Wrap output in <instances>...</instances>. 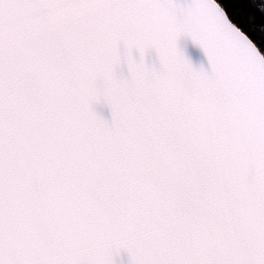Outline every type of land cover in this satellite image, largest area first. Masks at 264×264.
Instances as JSON below:
<instances>
[{
    "label": "water",
    "instance_id": "95a60500",
    "mask_svg": "<svg viewBox=\"0 0 264 264\" xmlns=\"http://www.w3.org/2000/svg\"><path fill=\"white\" fill-rule=\"evenodd\" d=\"M102 242L264 264V56L215 0H0V264Z\"/></svg>",
    "mask_w": 264,
    "mask_h": 264
},
{
    "label": "trees",
    "instance_id": "16d2710c",
    "mask_svg": "<svg viewBox=\"0 0 264 264\" xmlns=\"http://www.w3.org/2000/svg\"><path fill=\"white\" fill-rule=\"evenodd\" d=\"M264 56V0H215ZM245 29L247 31H245ZM251 33V35H248Z\"/></svg>",
    "mask_w": 264,
    "mask_h": 264
},
{
    "label": "snow or ice",
    "instance_id": "6c2138e0",
    "mask_svg": "<svg viewBox=\"0 0 264 264\" xmlns=\"http://www.w3.org/2000/svg\"><path fill=\"white\" fill-rule=\"evenodd\" d=\"M223 16L224 14L221 13ZM245 31H247L245 29ZM248 35H251L249 33ZM247 38V37H246ZM261 48H264V44H261ZM133 255L135 260V253L132 250L128 249ZM121 247L115 242H102L99 246L98 252L94 257L92 264H116L117 257L121 255Z\"/></svg>",
    "mask_w": 264,
    "mask_h": 264
}]
</instances>
